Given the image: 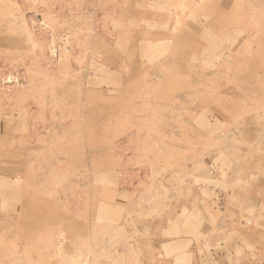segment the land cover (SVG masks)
<instances>
[{
    "label": "rangeland",
    "instance_id": "374dc122",
    "mask_svg": "<svg viewBox=\"0 0 264 264\" xmlns=\"http://www.w3.org/2000/svg\"><path fill=\"white\" fill-rule=\"evenodd\" d=\"M208 168L264 180V0H0V264L160 262L130 219L147 249L163 217L208 246L202 216L164 212ZM239 239L225 263L264 264Z\"/></svg>",
    "mask_w": 264,
    "mask_h": 264
},
{
    "label": "crops",
    "instance_id": "0c3cea01",
    "mask_svg": "<svg viewBox=\"0 0 264 264\" xmlns=\"http://www.w3.org/2000/svg\"><path fill=\"white\" fill-rule=\"evenodd\" d=\"M206 164L209 165L208 163ZM208 169V173L204 174V177L202 178H204L209 184L206 183L202 186L191 184L188 189L183 187L184 190L182 187H177L175 188V191L186 192L185 197H181V195L178 194L173 200H169L167 204L164 205L166 206V209L164 210L165 213H169L170 209L171 211H177V213L181 210H185L186 212H195L199 217L202 216L203 224L206 226L204 234L207 237L209 236L207 241L209 243L208 246L197 244L195 240L196 232H194V224L188 223L187 227L182 228L181 225L175 222L172 229L169 230L167 222L163 217L162 221L159 218L157 219L154 229L149 227V230H154V232L157 233V238L155 242L154 240L150 241H153V247L147 249L145 247H149V245L144 247L145 242L148 241L147 238H144L146 236V227L143 228L144 222H137L136 219H130L129 221L126 220V224L128 225L126 226L128 228L133 226L132 233H138L136 243H138L139 247H141L140 254L146 255L145 253L151 250L152 252L148 254L149 259L150 256H152L151 253L154 254L153 256L158 254L162 256L160 262L158 259H154L155 261L151 262L149 260L145 261L143 258L146 262H144V264H166L167 262L165 261L168 260L169 262L170 260L168 257L169 255L171 258L173 257L175 259H177L176 256L183 257L186 264H227L224 260L226 257L225 253L228 251L232 253L233 249L245 246L239 237L245 240H254L257 242L258 248L262 249L261 247H263V245L259 241L264 239V226L262 225V221L258 220L259 226L251 227L250 231L237 226L238 224L236 222H238V217L242 214V212H244V210H249L246 207L247 205L252 206L251 210L253 212H260V210L261 212L264 211V180L260 177L261 180L249 182L247 187L240 188L238 187L240 184V182H238L239 179H235V176L234 179L236 180V185L231 187V183L227 181V183L230 184L224 186L223 178L219 175L215 177V172H211L212 170L210 168ZM249 174L250 173H248V175ZM213 182L217 184H212ZM176 186L178 185L176 184ZM224 188H226V190ZM229 190L231 191L226 192ZM223 194L226 195V202H224L220 208L215 207L213 198ZM229 194H231V197L228 198ZM225 226L226 232L224 235L219 236L220 243L217 245L215 241L216 239L213 238L215 237L214 233L215 231H219V228H223ZM227 227H233L236 231L232 232L231 230H228ZM176 231L180 234H175ZM164 232H170V234H165ZM212 239H214V241ZM256 239H258V241ZM160 244H166L167 249L169 250L166 251L163 248L161 249ZM126 250L129 258L130 250L128 248H126ZM133 250L137 251L138 249L133 248ZM209 256H211L212 261H207L208 258H210ZM128 258L125 259L123 264H131V262L128 261ZM139 260H141V257H139ZM177 260L175 262H173L174 260H171L168 264H178Z\"/></svg>",
    "mask_w": 264,
    "mask_h": 264
}]
</instances>
